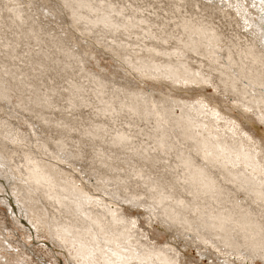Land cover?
<instances>
[{
    "label": "snow or ice",
    "instance_id": "1",
    "mask_svg": "<svg viewBox=\"0 0 264 264\" xmlns=\"http://www.w3.org/2000/svg\"><path fill=\"white\" fill-rule=\"evenodd\" d=\"M85 8L94 19H90L88 25L80 30L81 22L86 19L82 14ZM129 8L134 15L128 16L121 25L116 18H124L125 10ZM0 9L9 14L10 21L8 27H0L4 76L9 75V59L13 66L17 61L31 66L39 103L61 114L55 127L79 135L80 140L72 142L84 155L91 149L94 159L103 162L105 155L111 158L113 154L98 147V141H110L111 148H120L124 153L132 154L140 165L139 170L133 165L132 173L144 181L146 188L145 195H132L130 198L125 188V199L132 207H139L150 199L146 210L155 213L158 207L166 206V202H173L189 209L192 216L197 217L199 225L220 234L217 239L223 240V246H217L218 250L226 256L230 253L233 259L218 261V264H264V132L259 140L244 134L247 147L241 145L238 149H229L224 155L219 151H209L206 143L201 145L199 142H194L197 146L188 148L186 152L179 141L166 147L163 135L141 139L131 133H117L110 137L109 124L116 123L123 109L127 108L133 116L140 115L139 108L134 109L127 103H122L118 110L116 102L119 97L116 93L135 98L144 115H155L157 128L152 131L157 133L161 131L162 114L156 110L164 105H157L135 92L110 86L106 79L89 69L90 52L103 39L95 29L119 32L123 27L127 32L130 26L149 23L143 18L147 12L150 17L155 16L161 21V33L171 28V33L163 37L153 35V39L165 44L175 39L178 44L187 47L189 45L183 38L187 36L189 40L207 47L211 52L208 57L210 64L219 66L225 94L229 88L233 93L240 92L241 85L244 97H248L251 90L255 106L250 105L246 110L258 112L259 120L264 124V0H150L145 5L135 6L113 4L106 0H100L98 6L85 4L83 0H10ZM135 14L141 19L134 24ZM181 29L183 35L177 37L175 33ZM94 35L95 41L92 40ZM223 51H227L226 57L219 56ZM234 56H238L239 60H234ZM24 75L21 71L22 78ZM204 79L209 84L214 82L211 76ZM33 82L27 85L29 92L33 91ZM214 91H219V86ZM9 92L7 86L0 88V95L6 100L10 99ZM109 96L110 99H106ZM196 104L201 115L206 116L212 111L203 101ZM101 120L108 123L101 124L98 122ZM148 140L158 142L148 143ZM177 144L179 151H176ZM174 151L175 163L170 158L161 161L153 156L160 153L170 157ZM121 162L129 163L123 157ZM4 166L0 164V169ZM221 167L226 171L217 176ZM231 169H235V173ZM146 172L149 175L145 176ZM4 178L7 179V174ZM28 182L25 180V183ZM225 184H231L232 188L225 187ZM177 190L190 199L187 202L177 199L174 195ZM164 219H170L167 212ZM113 220L120 222L115 213ZM132 224L134 227L135 221ZM187 230L191 231V225ZM100 232L108 236L104 228ZM108 244L110 241L106 240L105 246H101L99 235L94 238L89 264H128L129 257L122 254L127 249H112ZM98 254L104 255L103 261L97 259ZM133 254L139 264H177L171 258L153 259L151 252L134 251ZM171 255L179 254L169 253L168 257ZM0 264L25 262L0 256Z\"/></svg>",
    "mask_w": 264,
    "mask_h": 264
},
{
    "label": "bare ground",
    "instance_id": "2",
    "mask_svg": "<svg viewBox=\"0 0 264 264\" xmlns=\"http://www.w3.org/2000/svg\"><path fill=\"white\" fill-rule=\"evenodd\" d=\"M8 2L10 0H0V6ZM83 2L93 6L100 4V0H83ZM106 2L135 6L145 5L150 0H106ZM82 14L86 19L81 22L80 30L88 25L90 19H94L87 8L83 10ZM8 15L7 12L0 9V27L10 25ZM133 15L134 13L129 8L125 10L124 18L117 17L116 20L123 25L125 19ZM143 18L150 22L143 26H130L127 32L123 30V27L119 32H104L102 28L95 29V32L105 33L103 35L104 41H100L93 52L90 53V56L96 59L97 55L105 51L108 55L105 56L114 58L116 61L114 60L115 64L112 65L113 70H110V74H105L108 73L106 72L107 69L105 73L89 69L101 78L106 79L110 86L114 85L118 89L123 88L135 92L138 96H146L148 100L155 101L157 105L163 104V108H157L156 110L162 114L161 131L159 133L152 131L157 128L156 116L144 115L143 108L138 106L135 98L116 93L119 97L116 102L118 110L122 103H127L134 109L139 108L140 115L133 116L128 113L127 108L123 109V114L116 123L109 124L108 135L111 137L116 136L117 133H131L141 139H146L150 135H163L166 147L179 141V144L184 145L186 152L188 148L197 146L194 142H199L201 145L206 143L209 151L214 153L219 151L221 155H224L229 149H238L241 145L247 147L244 134L259 140L260 135L257 138V136H254L253 131L251 132L250 126L252 125L249 123L251 120L247 117V114H253L259 119L258 112L253 113L246 110L250 105L255 106L251 98V90H249L248 97L243 96L242 85L240 92L233 93L229 88L225 94L219 66L210 64L208 57L211 52L207 47L189 40L187 36H183L185 42L189 45L187 47L184 44H178L175 39L168 44L155 40L152 38L153 35L163 37L165 34L171 33V28H166L165 33H161L159 31L160 20H157L155 16L150 17L147 12L144 13ZM139 19L141 17L135 14L133 23L135 24ZM175 35L177 37L182 36V29ZM119 36L120 39L116 40L115 37L119 38ZM138 37L140 38L138 39ZM2 51L0 49V88L7 86L2 71V66L5 64ZM157 53H160V55H157ZM219 56L226 57L227 51L220 52ZM234 60L238 61L239 57L234 56ZM18 62H15V66H13L10 59L7 61L9 74L24 85V88L19 84L11 83L10 86H7L10 89V99L6 100L0 95V125L6 126L4 132L0 131V146L10 145L6 148L4 156L0 157V164L5 165L4 168L0 169V180L5 183L3 185L0 182V187H3L11 217H13L16 224H21L22 227L25 226L29 229L28 223L25 221L27 220L36 231L48 235L57 245L58 253L67 256L66 259L69 264H89V253L94 250L92 243L97 235H99L101 246H105V242L108 240L110 244L107 246L112 249H127L122 254L129 257L128 264H139V260L133 254L134 251L151 252L152 258L157 260L163 258L174 259V256L177 255L168 257L169 253L174 252L179 254L176 259L177 264H188V260L182 252L183 249H181L188 244L196 246L200 256L209 255L208 247L224 254L217 247L222 248L220 245L223 246V240L217 239L220 234L199 225L197 217L192 216L189 209L182 208L173 202H166V206L158 207L155 213H150L146 210L151 203L150 199L139 207H132L125 199V188L128 189L127 195L129 198L132 195L146 194L144 181L136 178L132 173L133 165L137 170L140 167L136 159L133 158L132 154L127 153L128 157L123 159L129 161V163L118 165L119 158L116 151L120 148H111L110 141H98L97 146L108 149L113 154L111 158L105 155L102 158L103 162L94 159L91 149L88 150L87 155H84L78 149L77 144L72 142L73 140H80L79 135L55 127L61 114L57 116V114H53L52 110L48 114L33 112L32 103H39V101L35 83L32 81V92H29L27 88L29 84L27 79L32 80L28 76L32 75V69L31 66L21 65ZM224 63H226V60ZM89 69H86V71ZM210 69L213 70L210 71ZM21 71L25 74L23 78L21 77ZM16 75H19V77ZM38 75L39 73H37ZM205 76L213 77L214 82L212 84L207 83L204 79ZM145 80H149V84L145 86V89L144 86H138L140 83L146 84ZM187 84L194 87L198 86L201 92L197 93L199 96L197 99L183 98L184 94H179L182 91L180 88ZM207 86H211L213 89L219 86V91H215L216 94H207L204 92ZM184 88H186L184 90L185 94L188 90H194ZM109 91L111 92V87ZM217 94L221 95L220 97L223 99H219V95L216 96ZM106 99H110V96ZM197 101L208 104L212 111L206 116L199 114ZM41 106L48 107L47 105ZM222 107L227 110L235 108L242 119L232 113H227V110V112H224ZM176 109L178 111H175ZM52 115L55 118H52ZM33 117L39 118L41 123L34 120ZM145 121L148 122L145 123ZM98 122L101 124L108 123L103 120ZM20 123H28V131L23 132ZM44 125L47 126L44 129L45 134L42 135V126ZM254 131L256 130L254 129ZM31 136H33V139ZM147 142L156 143L158 141L148 140ZM137 143H139V140ZM179 144L176 146V151L180 150ZM34 145L41 149V152L36 150ZM47 147H51L59 158H54ZM117 154H124V152ZM175 155V151L170 157L160 153L153 154L154 158L161 161L170 158L172 163H175ZM44 157L50 159L47 161ZM54 159L56 161H53ZM163 167L164 165L161 164V168ZM37 168L39 171H35ZM12 169L15 171H11ZM225 171L221 167L216 174L219 176L221 172ZM231 171L235 173L236 170L231 169ZM5 173H7L8 180H13V192L10 188L4 189L7 181L4 178ZM67 173H71L75 177L73 185L63 182L56 175L58 174L67 179ZM147 175H149L148 172L145 173V176ZM25 180L29 182L25 183ZM225 187L231 189L232 185L225 184ZM37 195L41 198L39 204L37 203ZM174 195L177 199H184L186 202L190 199L179 190ZM241 198H243L242 194ZM127 209L134 210V214L128 213ZM140 210L147 215V224L152 229L154 224L159 223L161 227L158 226L159 224L155 226L157 231H162L165 223L172 222L174 224L173 230L178 231V233L175 232L176 237L181 238H176L174 243L165 242L163 246H160L159 242L153 238L151 228H144L141 224L139 216L142 213H136ZM165 212L170 217L167 221L164 219ZM114 213L120 218V222H114ZM150 216L152 217L151 220L149 219ZM133 221H135L134 227ZM189 225H191V231L187 230ZM101 228L108 232L107 237L100 232ZM197 230H199V236H197ZM3 240L6 242V246H10L8 248L18 249L17 245L11 244L5 237ZM183 240L188 241L184 242ZM177 241L182 242V247L178 246ZM6 246L5 250L2 249L5 252H0V256H10L12 259L26 262L22 256H19V253L15 255L9 253ZM201 248L204 249L202 254H200L202 252ZM19 250L25 253L26 257H29L22 248ZM158 253H164L165 255L157 256ZM221 258L222 260H232L233 256L229 253ZM97 259L103 261L104 255L98 254Z\"/></svg>",
    "mask_w": 264,
    "mask_h": 264
},
{
    "label": "rangeland",
    "instance_id": "3",
    "mask_svg": "<svg viewBox=\"0 0 264 264\" xmlns=\"http://www.w3.org/2000/svg\"><path fill=\"white\" fill-rule=\"evenodd\" d=\"M42 17H41V19H43ZM96 33H98L101 36L105 35V33L101 32V31H98ZM115 39L116 40L120 39V36H119V38L115 37ZM92 40L93 41L96 40V36L95 35L92 37ZM113 45H114V43H113ZM102 51H104V50H102ZM91 52H93V51H91ZM100 53H101V51H100ZM105 55H107V53L104 51L100 55H97L96 59L92 58L91 59V63L89 65V68H91L92 70H94L96 72H101V73H105V71L107 69L106 72H108V73H105V74H110V72H111L110 70H113L112 65L115 64L114 60L116 61V59L111 58V57H107L108 55L107 56H105ZM119 56L121 57V55H119ZM16 76L19 77V75H16ZM28 76H29V78H32V75H28ZM123 76L125 77V74ZM5 80H6L5 82L7 83L6 84L7 86H10L11 83H15V84H19L22 88H24V85L20 84V82H18L16 80V78L14 76L10 75V74L7 77H5ZM27 81H29V83L32 82V80H29V79H27ZM145 83L146 84L140 83L138 86H140V87L144 86L143 88L145 89V86L147 84H149V80H145ZM184 87H187L189 89H194V90H192V91L188 90L189 92L186 91V94H185L184 90L186 88H184ZM180 89L182 91H180V90H177V91H180V93L178 92L179 94H181V93L184 94L183 98L189 97L192 100L197 99V97H199L197 95V93L201 92V91H199L198 86L194 87L192 85L189 86L188 84L187 85H183V87L180 88ZM204 92H206L207 94H212V93L216 94V92L214 91V89L211 86H209V87L207 86V89ZM192 93H193V95H192ZM187 94L190 95V96H188ZM218 95L219 94H217L216 96H218ZM220 96L221 95H219L218 98L219 99H223ZM16 100L19 101V99H17V98H16ZM32 107H33V112L34 113L48 114L52 110L53 114H57V116H60L59 112L54 111L50 107L41 106L39 103H32ZM222 110L224 112L228 111L227 113H232L234 116L239 117L240 119H242L241 116H239L237 114L238 111L235 108H233L232 110H230V109L227 110L225 107L224 108L222 107ZM175 111H178V110L176 109ZM30 114H31V111H30ZM247 117H248V119L251 120L249 122L252 125V126H250L251 127V132L253 131L254 136H257V138H258V135H261V133L264 132V124H262L259 121V119L257 117H255L253 114H247ZM33 118H34V120L39 121V118H37V117H33ZM52 118H55V116L52 115ZM39 122L41 123V121H39ZM249 123H248V125H249ZM46 126L47 125L42 126V130H43V132H42L43 134L42 135L45 134V130L44 129L46 128ZM5 127L6 126H4V125H0V131L4 132V128ZM20 128H21V130L23 132L25 130L28 131V123H20ZM254 129L256 131H254ZM50 133H51V135L53 134L52 130L50 131ZM31 138L33 139V136H31ZM9 146L10 145H1L0 146V157L4 156L3 154H5L6 148L9 147ZM47 148L51 151V153H52L54 158H59L55 154L54 150L51 147H47ZM35 149L41 152V149H38L37 146H35ZM119 152L123 153V151H121L120 149L116 151V155L119 158L118 165L119 164L121 165V163H122L121 162V157L127 158L128 154H126V153L117 154ZM45 159L48 161V159H50V158L47 157ZM53 161H56V160L54 159ZM53 170H54V168H53ZM5 172H7V171H5ZM5 174H7V173H5ZM76 174L79 175L77 172H76ZM56 175L63 182H65V183H67L69 185H73V180L75 179V177H73V174L67 173V179L59 176L58 174H56ZM0 182L3 185L5 183V182H3V180H0ZM12 182H13V180H11V179L8 180L7 179L6 187H4V189L5 188H10L11 192H13L14 189H13ZM15 191H17V190H15ZM36 197L38 199L37 203L39 204L41 202V198L38 195ZM46 212L48 213L47 209H46ZM127 212L131 213V214H134L135 211L134 210L130 211L129 209H127ZM136 213H138V214L142 213L139 216L141 224L143 225L144 228H149L150 226L147 224V222H148L147 215L144 213V211L140 210V211H137ZM15 218H16V216H15ZM25 221H26V223H28L29 229L25 228V226L22 227L21 224H16L15 223L13 217H11V212H10V209L8 208V201L6 199V196L3 193V187H0V252H5L4 250H5L6 242H4V240H3L4 237H5V239H7L11 244L18 246V249H16V248L12 249V248H8L10 246H6L8 251L10 249L11 253H13L14 255L16 253H19V256H22L26 260V262L24 261L25 264H69L67 259H66L67 256H64V255L58 253L57 245L55 244V242L53 240H51V238L48 237V235L36 231L27 220H25ZM158 224L159 223L154 224V226H153L154 228L153 229L151 227L150 228H151V230L153 232V238L155 239V241L159 242L160 246H163L165 242L174 243L176 241V238H181V237H176L177 234L175 232L178 233V231L177 230H173V225L174 224L172 222L165 223L164 230H162V231H157V228H156L155 225H158ZM158 226L161 227L160 224ZM167 229H168V231H167ZM187 241H184V242H187ZM182 245H183L182 242L179 241L178 242V246L182 247ZM220 246L222 247V245H220ZM20 248H22L23 251H25L26 254L30 258L26 257L25 253H23L21 250H19ZM2 249H4V250H2ZM181 249H183L182 252L186 256V259L188 260L187 261L188 264H196V263H199V264H218V261H222L221 257L225 256V254H221V253L217 252V250L212 248V247H208L207 248L209 250L208 251L209 255H204V256H200L199 255V250L193 244L185 245V247H182ZM201 251L202 252L200 254L203 253L204 249L201 248ZM17 256H18V254H17ZM210 256L212 257L211 259H210ZM177 257L178 256H174V260H176ZM179 262H182V261H179Z\"/></svg>",
    "mask_w": 264,
    "mask_h": 264
}]
</instances>
